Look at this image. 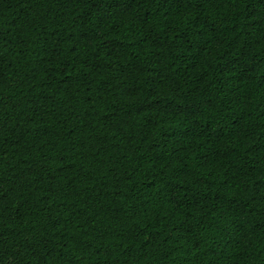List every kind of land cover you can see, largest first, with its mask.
Returning <instances> with one entry per match:
<instances>
[{"label":"trees","instance_id":"16d2710c","mask_svg":"<svg viewBox=\"0 0 264 264\" xmlns=\"http://www.w3.org/2000/svg\"><path fill=\"white\" fill-rule=\"evenodd\" d=\"M0 264H264V0H0Z\"/></svg>","mask_w":264,"mask_h":264}]
</instances>
